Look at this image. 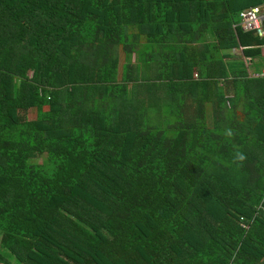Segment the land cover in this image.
<instances>
[{
	"label": "trees",
	"instance_id": "16d2710c",
	"mask_svg": "<svg viewBox=\"0 0 264 264\" xmlns=\"http://www.w3.org/2000/svg\"><path fill=\"white\" fill-rule=\"evenodd\" d=\"M261 3L0 0V264H264Z\"/></svg>",
	"mask_w": 264,
	"mask_h": 264
},
{
	"label": "built area",
	"instance_id": "2783aa9c",
	"mask_svg": "<svg viewBox=\"0 0 264 264\" xmlns=\"http://www.w3.org/2000/svg\"><path fill=\"white\" fill-rule=\"evenodd\" d=\"M238 24L243 31L253 30L259 36H264V3L244 8L239 12ZM252 76H264V66L258 72H251Z\"/></svg>",
	"mask_w": 264,
	"mask_h": 264
},
{
	"label": "rangeland",
	"instance_id": "374dc122",
	"mask_svg": "<svg viewBox=\"0 0 264 264\" xmlns=\"http://www.w3.org/2000/svg\"><path fill=\"white\" fill-rule=\"evenodd\" d=\"M233 51H235V49ZM234 54H236V53H234ZM256 61H257V63L264 62V56L263 57H259ZM27 114H28V117L29 118H34L35 117V112L33 110H29ZM35 160L38 161V162H40L41 161V158L39 157L38 159H35ZM6 258H7L8 263H10V264H17L18 263V261L16 260V258L14 256H12L11 254L8 255Z\"/></svg>",
	"mask_w": 264,
	"mask_h": 264
},
{
	"label": "crops",
	"instance_id": "0c3cea01",
	"mask_svg": "<svg viewBox=\"0 0 264 264\" xmlns=\"http://www.w3.org/2000/svg\"><path fill=\"white\" fill-rule=\"evenodd\" d=\"M258 58H255V59H253V60H251V59H248V64H250V68H249V70L251 71V72H253L254 70L253 69H260V68H262L263 66H264V62H262V63H257V60ZM256 67V68H255Z\"/></svg>",
	"mask_w": 264,
	"mask_h": 264
},
{
	"label": "clouds",
	"instance_id": "9594fccd",
	"mask_svg": "<svg viewBox=\"0 0 264 264\" xmlns=\"http://www.w3.org/2000/svg\"><path fill=\"white\" fill-rule=\"evenodd\" d=\"M242 158V157H241Z\"/></svg>",
	"mask_w": 264,
	"mask_h": 264
}]
</instances>
